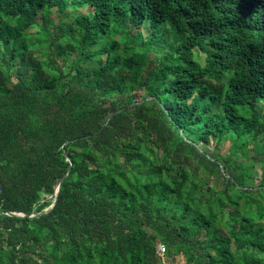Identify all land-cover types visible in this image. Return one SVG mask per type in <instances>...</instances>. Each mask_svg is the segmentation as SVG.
<instances>
[{
	"label": "trees",
	"instance_id": "trees-1",
	"mask_svg": "<svg viewBox=\"0 0 264 264\" xmlns=\"http://www.w3.org/2000/svg\"><path fill=\"white\" fill-rule=\"evenodd\" d=\"M177 255L264 264V0H0V264Z\"/></svg>",
	"mask_w": 264,
	"mask_h": 264
},
{
	"label": "rangeland",
	"instance_id": "rangeland-1",
	"mask_svg": "<svg viewBox=\"0 0 264 264\" xmlns=\"http://www.w3.org/2000/svg\"><path fill=\"white\" fill-rule=\"evenodd\" d=\"M52 17H53V15H52ZM19 42H20V40H19ZM37 54V53H36ZM140 94V93H139ZM227 143H225L223 146H222V149H221V154L222 155H227L228 154V152H227ZM254 172H255V174L256 175H258V170H256V168H254ZM174 263L175 264H183L184 263V259H183V257L181 256V255H177V256H175L174 258Z\"/></svg>",
	"mask_w": 264,
	"mask_h": 264
},
{
	"label": "built area",
	"instance_id": "built-area-1",
	"mask_svg": "<svg viewBox=\"0 0 264 264\" xmlns=\"http://www.w3.org/2000/svg\"><path fill=\"white\" fill-rule=\"evenodd\" d=\"M157 249H158L159 255H161L163 251V247L161 245H158Z\"/></svg>",
	"mask_w": 264,
	"mask_h": 264
},
{
	"label": "water",
	"instance_id": "water-1",
	"mask_svg": "<svg viewBox=\"0 0 264 264\" xmlns=\"http://www.w3.org/2000/svg\"><path fill=\"white\" fill-rule=\"evenodd\" d=\"M58 189H59V183H58V185H57V187H56V190H55V196H56V194H57V192H58ZM54 201H55V198H54ZM52 205H50L49 207H51Z\"/></svg>",
	"mask_w": 264,
	"mask_h": 264
}]
</instances>
